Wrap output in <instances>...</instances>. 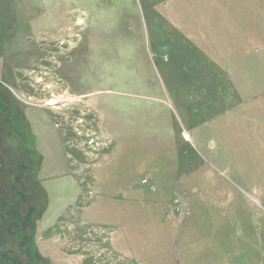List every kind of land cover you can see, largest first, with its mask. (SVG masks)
Returning <instances> with one entry per match:
<instances>
[{
  "label": "rangeland",
  "instance_id": "1",
  "mask_svg": "<svg viewBox=\"0 0 264 264\" xmlns=\"http://www.w3.org/2000/svg\"><path fill=\"white\" fill-rule=\"evenodd\" d=\"M0 82L44 264H264V0H0Z\"/></svg>",
  "mask_w": 264,
  "mask_h": 264
},
{
  "label": "flooded vegetation",
  "instance_id": "2",
  "mask_svg": "<svg viewBox=\"0 0 264 264\" xmlns=\"http://www.w3.org/2000/svg\"><path fill=\"white\" fill-rule=\"evenodd\" d=\"M1 84L0 82V160H5L9 157L7 146L10 140L9 134H15L23 139L24 131L21 123L23 125L27 124H25L23 115L16 106L15 100L11 98V95L7 93ZM22 147L28 152H24L22 155V153H16V150L11 155H14V157L18 155L12 160L18 164L15 165L13 170L7 171V174L9 173L14 178L22 177L23 168L30 169L33 167L30 163V158L33 156L32 149L26 144ZM19 191L20 189L12 187L14 195L12 198H15V201H11L8 199L6 187L0 186V217L2 218L0 224V264H44L35 244L34 230L30 231L29 229L31 218L29 204L28 202L25 203L23 195ZM20 206L27 209L26 212L24 211V215L20 211ZM8 216L12 218L10 221L6 219ZM16 241L24 254L23 256L13 249L15 247L12 244ZM24 257L27 261H23Z\"/></svg>",
  "mask_w": 264,
  "mask_h": 264
},
{
  "label": "built area",
  "instance_id": "3",
  "mask_svg": "<svg viewBox=\"0 0 264 264\" xmlns=\"http://www.w3.org/2000/svg\"><path fill=\"white\" fill-rule=\"evenodd\" d=\"M143 184H145L146 186H148L149 188H151L152 190L155 189L154 185L150 184L149 181L147 179H144Z\"/></svg>",
  "mask_w": 264,
  "mask_h": 264
},
{
  "label": "bare ground",
  "instance_id": "4",
  "mask_svg": "<svg viewBox=\"0 0 264 264\" xmlns=\"http://www.w3.org/2000/svg\"><path fill=\"white\" fill-rule=\"evenodd\" d=\"M51 103V102H50Z\"/></svg>",
  "mask_w": 264,
  "mask_h": 264
}]
</instances>
